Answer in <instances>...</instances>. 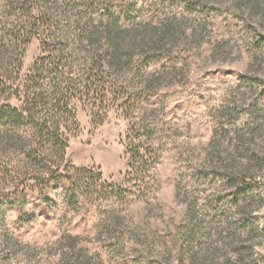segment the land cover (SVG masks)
Returning <instances> with one entry per match:
<instances>
[{
  "label": "rangeland",
  "instance_id": "obj_1",
  "mask_svg": "<svg viewBox=\"0 0 264 264\" xmlns=\"http://www.w3.org/2000/svg\"><path fill=\"white\" fill-rule=\"evenodd\" d=\"M29 11L70 56L58 88L74 89L76 125L63 161L0 115V264H264V0H0V112L57 90L32 75L44 29ZM116 26L122 65L97 105L78 100V41L93 30L101 47ZM59 112L40 116L72 121Z\"/></svg>",
  "mask_w": 264,
  "mask_h": 264
},
{
  "label": "trees",
  "instance_id": "obj_2",
  "mask_svg": "<svg viewBox=\"0 0 264 264\" xmlns=\"http://www.w3.org/2000/svg\"><path fill=\"white\" fill-rule=\"evenodd\" d=\"M16 1L18 4H21V6H25L28 2H30V0ZM29 5L31 4L29 3ZM28 14L30 15V18L33 19L29 22L28 26L30 32L38 26L39 28L44 29V35L42 37L43 54L36 62L37 65L35 64V69H37V71L33 72L32 75H40L42 79H46L48 82L60 78L59 82H56L57 90L53 92L50 98L48 97V92L45 91L42 86L38 85L34 91L29 93L27 92L23 96L25 106L21 109V111L10 107V111L8 109L3 110L0 112V115L3 119H9L11 123L15 124L29 119V121L32 122L33 128H35L37 139L39 141V146L32 149L30 152H36L40 149L56 148L57 151H59L61 159L64 161L67 156L66 150L69 146L68 132L70 131L68 130L71 129V126L76 125L75 108L72 106L75 96L72 95L74 89L71 87L65 86V89L61 90L58 86L66 83L67 80H72V67L70 66L72 62L68 59L70 56L67 53V49L63 48L62 41L51 29L53 21L51 15L49 13L42 15V12H40L39 14L37 13V16H33L31 11H29ZM114 28V30L108 29L106 40L104 42L105 44L100 43L101 47L93 44V30L87 31V35L84 36L82 41H78L79 44H82V46L86 48L83 52L86 54V57H88L87 73L85 75L86 79L83 88L84 90L80 91L78 100L88 101L89 99H93L94 102L92 104L97 105V99L99 98V100L102 101L104 98L103 96H96V94L99 92L101 93L103 89L104 71L107 68L117 67L116 64L120 66L122 65V61L125 56V47L123 45L124 31L118 26ZM98 40L101 41L100 38H98ZM27 42H30V39H28ZM83 43L85 44L83 45ZM79 48H82L81 45H79L78 49ZM53 75L54 79L51 78ZM28 78L29 77H27V79ZM31 80H34V78L31 77V79H29V81L27 80V82L34 83ZM105 94L106 93H104V95ZM52 101H55L54 104L51 103ZM50 105L51 107L47 108ZM46 109L51 111L57 109L58 112L60 111L59 114L62 113L63 115H69L72 118V121L62 123L57 117L58 121L52 122L53 119H49L47 116H40L42 110ZM24 115H26V117ZM137 147V145L134 146L133 142L126 144V153H131L135 162H139L138 160L143 158L140 149ZM131 168L133 170H138L136 164L134 163H131ZM87 171H89V169H76V172L79 173ZM68 179L73 186L74 177L70 175Z\"/></svg>",
  "mask_w": 264,
  "mask_h": 264
},
{
  "label": "water",
  "instance_id": "obj_3",
  "mask_svg": "<svg viewBox=\"0 0 264 264\" xmlns=\"http://www.w3.org/2000/svg\"><path fill=\"white\" fill-rule=\"evenodd\" d=\"M68 159H70V158L68 157Z\"/></svg>",
  "mask_w": 264,
  "mask_h": 264
}]
</instances>
